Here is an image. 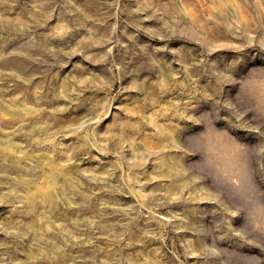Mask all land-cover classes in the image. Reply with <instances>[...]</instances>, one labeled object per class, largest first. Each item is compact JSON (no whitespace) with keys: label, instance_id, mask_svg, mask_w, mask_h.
Masks as SVG:
<instances>
[{"label":"rangeland","instance_id":"1","mask_svg":"<svg viewBox=\"0 0 264 264\" xmlns=\"http://www.w3.org/2000/svg\"><path fill=\"white\" fill-rule=\"evenodd\" d=\"M0 264H264V0H0Z\"/></svg>","mask_w":264,"mask_h":264}]
</instances>
